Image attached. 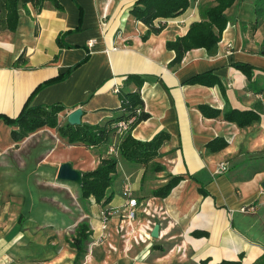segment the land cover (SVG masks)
<instances>
[{
    "label": "crops",
    "instance_id": "crops-1",
    "mask_svg": "<svg viewBox=\"0 0 264 264\" xmlns=\"http://www.w3.org/2000/svg\"><path fill=\"white\" fill-rule=\"evenodd\" d=\"M57 1L59 9L49 2L40 10L19 6L16 30L0 32V117L16 118L38 85L86 57L65 80L39 90L31 105H62L61 125L77 108L83 111L81 124L100 125L119 108L117 92L125 77H144L140 96L149 118L131 136L140 142L160 132L168 136L154 160L163 170L120 162L105 206L121 207L127 185L131 197L160 209L161 237L124 253L113 219L107 243L118 251L104 243L88 255L103 201H82L80 186L56 175L64 163L82 174L94 170L100 161L96 150L68 145L50 128L14 142V128L0 118V264H148L139 258L154 257L149 247L162 242H177L194 264H264L259 262L264 255V7L257 14L258 0H236L224 13L227 26L215 53L194 49L170 68L175 54L166 43L185 36L201 21L200 8L213 0H190L180 16L156 20L163 28L146 40L147 27L130 14L137 0ZM204 74L218 84H187ZM200 106L221 114L203 117ZM229 110L253 112L259 121L240 128L223 120ZM215 139L226 146L209 151L206 146ZM220 164L224 170L218 173ZM173 177L181 180L165 199L151 197ZM138 216L143 218L140 211ZM83 223L91 235L83 243L84 259L77 261L69 242Z\"/></svg>",
    "mask_w": 264,
    "mask_h": 264
},
{
    "label": "trees",
    "instance_id": "trees-1",
    "mask_svg": "<svg viewBox=\"0 0 264 264\" xmlns=\"http://www.w3.org/2000/svg\"><path fill=\"white\" fill-rule=\"evenodd\" d=\"M236 0H213V4L201 7L199 12L201 21L192 23L185 36L176 38L174 41L166 43L167 50L173 51L175 56L169 64V67L179 65L184 55L194 49H205L209 54H214L217 44L220 41L221 34L227 26L225 11L229 9ZM45 2H49L55 9L60 5L57 0H0V32H14L18 22L19 6L32 4L37 10H40ZM190 0H137L130 11L131 16L140 21L147 27V32L142 36L146 40L150 35H157L161 32L163 25H155L154 22L159 19H173L183 14L189 7ZM264 7V0H258L255 11ZM24 60L23 55L17 60V64ZM87 61H83L56 78L48 80L38 85L31 93L18 116L14 119L0 117L4 123L14 130L11 137L14 142H20L30 134L42 129H54L61 139H64L68 145H81L87 149L96 150L100 161L97 167L89 172L82 174V184L80 186L82 201L93 198L96 203H101L105 208L112 199L107 196V190L110 189L117 180V167L120 162L129 166L144 168L145 171L151 168L153 172H160L163 167L155 163L154 160L159 156V149L168 136L160 132L151 140L140 142L132 138V130L140 123L146 121L149 115L145 113L143 101L140 96V89L144 83V77L138 75H127L123 82V89L118 90L119 108L112 111L114 116L104 123L95 126L80 124L71 126L67 122L61 125L58 122V115L65 110L62 105L54 104L51 106H33L31 101L35 94L46 86L65 80L71 72ZM237 68L246 73L244 65H237ZM210 74H204L194 77L187 81V84H201L213 86L218 84L216 79L210 77ZM211 78L212 80H209ZM132 85L133 90H127L126 86ZM199 111L203 117L217 118L221 112L213 110L206 106H200ZM224 121L234 123L238 127H246L259 121V116L253 112L229 110L222 113ZM127 130L120 132L118 127L120 122L128 123ZM114 146L115 152L109 153V148ZM226 146V142L221 139H215L207 144L209 151H218ZM144 176V175H143ZM143 183L145 181L144 177ZM181 177H173L167 183L150 192L151 197L165 199L180 182ZM123 194V191H122ZM137 199V198H135ZM138 200V199H137ZM139 201V200H138ZM110 209V206L107 207ZM91 231L87 224H80L77 227L75 237L69 242L71 248L76 251L77 261L83 260L85 251L83 243L89 238ZM194 237L206 236V234L193 233ZM160 249V247H156ZM264 261V255L259 262ZM218 264H241L240 261L228 262L222 261Z\"/></svg>",
    "mask_w": 264,
    "mask_h": 264
},
{
    "label": "built area",
    "instance_id": "built-area-1",
    "mask_svg": "<svg viewBox=\"0 0 264 264\" xmlns=\"http://www.w3.org/2000/svg\"><path fill=\"white\" fill-rule=\"evenodd\" d=\"M92 44V43H89ZM120 122L118 127L120 132L127 130V126L131 123ZM115 152L114 146L109 148V153ZM224 170V165L220 164L217 172L221 173ZM124 203L121 207H112L110 209L102 208L99 212V230L95 239L91 242L88 248V255L91 254L92 247L107 244L108 249L112 252H117L118 248L111 243H107L110 238V224L113 219L115 223L113 232L122 243V251L128 253L133 247L150 245L154 238L151 233L157 225L156 220L162 217L160 209L152 208L151 204L144 201H138L131 197V191L126 185L123 188ZM143 215V218L138 216V212ZM142 218V219H141ZM161 237L158 229V237Z\"/></svg>",
    "mask_w": 264,
    "mask_h": 264
},
{
    "label": "rangeland",
    "instance_id": "rangeland-1",
    "mask_svg": "<svg viewBox=\"0 0 264 264\" xmlns=\"http://www.w3.org/2000/svg\"><path fill=\"white\" fill-rule=\"evenodd\" d=\"M156 247H160L161 250H154ZM149 250L155 251L154 257L148 258L149 255H145L143 259L139 258L141 262L148 264H194L190 260L187 250L181 249L177 242L154 244L149 247ZM80 264L82 263L80 262Z\"/></svg>",
    "mask_w": 264,
    "mask_h": 264
},
{
    "label": "water",
    "instance_id": "water-1",
    "mask_svg": "<svg viewBox=\"0 0 264 264\" xmlns=\"http://www.w3.org/2000/svg\"><path fill=\"white\" fill-rule=\"evenodd\" d=\"M82 114L83 111L80 108H77L67 115V123L71 126L80 125ZM56 178L60 181L73 182L78 186H81L82 184V173L78 170L73 169L70 163H64L59 166ZM261 187L264 190V182L262 183ZM158 229V226L154 227L151 233L152 238L156 239L158 237Z\"/></svg>",
    "mask_w": 264,
    "mask_h": 264
},
{
    "label": "bare ground",
    "instance_id": "bare-ground-1",
    "mask_svg": "<svg viewBox=\"0 0 264 264\" xmlns=\"http://www.w3.org/2000/svg\"><path fill=\"white\" fill-rule=\"evenodd\" d=\"M110 208H112V207H110ZM106 209H108V208H106Z\"/></svg>",
    "mask_w": 264,
    "mask_h": 264
}]
</instances>
